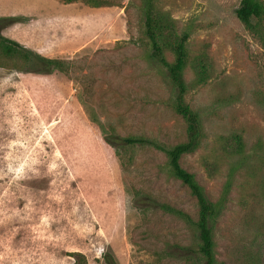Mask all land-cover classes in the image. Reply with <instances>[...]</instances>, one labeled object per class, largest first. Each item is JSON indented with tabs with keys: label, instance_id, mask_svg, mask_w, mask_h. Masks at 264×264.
I'll return each instance as SVG.
<instances>
[{
	"label": "rangeland",
	"instance_id": "374dc122",
	"mask_svg": "<svg viewBox=\"0 0 264 264\" xmlns=\"http://www.w3.org/2000/svg\"><path fill=\"white\" fill-rule=\"evenodd\" d=\"M92 1L0 0V16L23 17L2 35L60 63L0 54V264H203L196 201L164 153L104 140H185L143 0ZM153 2L188 35L184 101L204 138L180 165L210 201L230 183L216 264H264V48L235 16L240 0ZM163 53L173 60L168 40Z\"/></svg>",
	"mask_w": 264,
	"mask_h": 264
},
{
	"label": "trees",
	"instance_id": "16d2710c",
	"mask_svg": "<svg viewBox=\"0 0 264 264\" xmlns=\"http://www.w3.org/2000/svg\"><path fill=\"white\" fill-rule=\"evenodd\" d=\"M63 1L66 3L81 1L93 7L100 6L92 3V0ZM143 10L145 17L144 34L149 45L148 57L166 70L173 95L171 107L185 122V140L167 148L151 139L140 136L119 137L112 134L105 136L104 140L111 146H151L164 153L171 175L188 189L197 204V217L192 222L197 234V253L200 255L203 264H216L213 226L224 209L230 183L229 181L225 183L217 200L210 201L195 176L180 165V158L198 149L204 138L198 113L184 101L187 86L183 78V72L189 63V54L186 47L188 35L185 32L181 34L172 32V20L156 11L153 0H143ZM235 16L264 48V23L262 22L264 4L262 1L240 0L239 6L235 10ZM22 21L23 17L21 16H0V54L3 57L26 62L37 61L46 71L54 66L57 67L60 64L58 60L41 56L19 42L2 35L5 27ZM165 40H168L169 48L173 54L171 62L166 60L163 53ZM202 80L199 79L198 82H202ZM140 202L153 204L165 211L176 214L188 222L191 221L187 214L165 204H159L148 198L141 199ZM107 264H114V262L108 259Z\"/></svg>",
	"mask_w": 264,
	"mask_h": 264
}]
</instances>
